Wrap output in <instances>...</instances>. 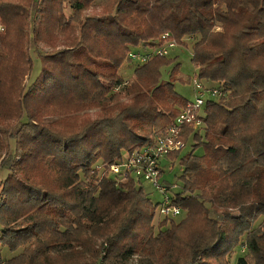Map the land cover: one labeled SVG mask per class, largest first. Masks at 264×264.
Segmentation results:
<instances>
[{
	"label": "trees",
	"instance_id": "obj_1",
	"mask_svg": "<svg viewBox=\"0 0 264 264\" xmlns=\"http://www.w3.org/2000/svg\"><path fill=\"white\" fill-rule=\"evenodd\" d=\"M94 2L0 0V247L22 249L0 264L95 263L103 253L108 264H230L237 246L236 264H264V0H106L85 17ZM166 33L176 47L152 55ZM186 40L193 79L223 97L205 104L203 129H184L203 154L169 157L182 167L171 201L183 210L170 220L134 179L93 169L165 133L185 107L171 56ZM30 45L54 52L40 58L41 84L25 88ZM133 52L151 57L139 64Z\"/></svg>",
	"mask_w": 264,
	"mask_h": 264
},
{
	"label": "built area",
	"instance_id": "obj_2",
	"mask_svg": "<svg viewBox=\"0 0 264 264\" xmlns=\"http://www.w3.org/2000/svg\"><path fill=\"white\" fill-rule=\"evenodd\" d=\"M4 31L0 24V33ZM162 46L153 51L152 55L164 57L169 50L176 47V43L169 34L161 36ZM151 54L130 53V60L139 64L145 63ZM195 98L193 102H187L185 107L179 110L178 116L167 128L165 133L156 135L152 141L142 148L133 151L118 164H112L105 168L103 164L94 167L93 173L105 174L113 177L121 184L128 183L131 179L137 181L142 187L144 184L150 185L157 193L162 196L158 207V214L162 219H177L183 210L172 204V196L177 189L176 185H163L160 180L163 176L162 164L171 155L180 153L186 147L182 140L185 127L191 128L194 132L203 129L205 117L200 114L208 100L218 101L223 97V92L215 88H206L202 82L192 79ZM104 253L98 262L94 264H107L103 261Z\"/></svg>",
	"mask_w": 264,
	"mask_h": 264
},
{
	"label": "rangeland",
	"instance_id": "obj_3",
	"mask_svg": "<svg viewBox=\"0 0 264 264\" xmlns=\"http://www.w3.org/2000/svg\"><path fill=\"white\" fill-rule=\"evenodd\" d=\"M105 1L106 0H95L92 8H90L89 10H86L84 13V16L85 17L100 16L102 14V8H104V6H105V3H106ZM71 12H72L71 9L68 6H66L65 7V14L67 17L71 15ZM185 43L189 44L188 45L189 47L187 49L177 47L171 56V59H172L174 55H177L178 58L176 60V64L179 65L178 75H177V77H175V79H171V82L174 84L175 91L180 96L187 99L188 102H193L194 98H195V94L193 91V85H192L191 79H193V77L197 71L191 62V48H190L191 44L187 40L185 41ZM60 49H62V48L59 47V50ZM28 52H29V56L31 57V59L34 62V70L30 75H28L25 78V80H24V87L25 88H28L30 85H32L35 82L37 83V85L41 84L42 77L40 74V68H41L40 58L42 56H44L46 54H50L54 51L48 47H45L44 45H39V46L30 45ZM171 68H172V66L162 69V79H161L162 82H167L169 80V72H170ZM132 73H133V68L129 69L128 67L126 68V66H123L118 71V74L120 75V77H122L124 79V81H126L128 84L132 83V81H133ZM203 111L204 110L202 109L200 114H203ZM84 113H86L87 115H89L91 117H94L96 115L95 114L96 112L93 110L86 111ZM84 113H81L80 115H83ZM9 127L10 128L14 127V124H10ZM202 133L203 132H201L200 134H202ZM5 141H6V144L8 145V147L10 149H14L15 142L13 140H9L8 138H5ZM193 150H194V143L191 142V140H190L187 142L185 149L180 152L179 159L182 156H184L185 154L192 152ZM202 152H203V150L201 148H198L195 151H193V154L198 156V155H201ZM167 160H168L169 166L166 168H162L163 177L160 180V184L176 185L177 189H175V191L177 192V191L182 189V183L179 179V177L182 174V167L178 163V159L172 160L171 158L168 157ZM168 163L165 162V164L163 166H167ZM6 173H7V171L5 169H2L0 171V181L6 177ZM143 192L149 197V199L151 200V202L153 204L160 202L162 199V196L159 193H157L148 184L143 185ZM219 214H220V212L215 213V214L211 213L210 217L213 219H219ZM261 220L262 219H259L254 227H256L261 222ZM156 223H157V221L155 220V222L153 223L154 227L157 226ZM241 241H242V238H241ZM21 251H22V249H20L19 252H17V253H12V257L21 253ZM242 251H243L242 247L237 246L234 250V255L229 258V263L230 264H236V259L243 255ZM0 255H1V259L3 261H6V260H8V257L10 256V251L7 248L0 247ZM100 256H101V254H100ZM85 264H94V263H85ZM128 264H139L138 258L134 257L131 261L128 262Z\"/></svg>",
	"mask_w": 264,
	"mask_h": 264
},
{
	"label": "crops",
	"instance_id": "obj_4",
	"mask_svg": "<svg viewBox=\"0 0 264 264\" xmlns=\"http://www.w3.org/2000/svg\"><path fill=\"white\" fill-rule=\"evenodd\" d=\"M188 102V101H187ZM202 154H203V152H202ZM201 154V155H202ZM198 156H200V155H198ZM165 162H167L168 163V160H165L164 162H163V164H162V167L163 168H166V167H168L169 166V163H168V165L167 166H163L164 164H165ZM163 177V176H162ZM10 258H12V253H10V256L8 257V259H10Z\"/></svg>",
	"mask_w": 264,
	"mask_h": 264
}]
</instances>
